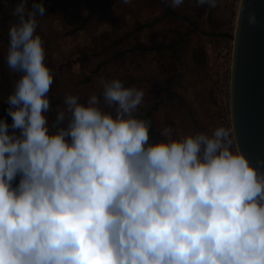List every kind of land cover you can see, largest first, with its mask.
Segmentation results:
<instances>
[{
  "label": "clouds",
  "instance_id": "clouds-1",
  "mask_svg": "<svg viewBox=\"0 0 264 264\" xmlns=\"http://www.w3.org/2000/svg\"><path fill=\"white\" fill-rule=\"evenodd\" d=\"M45 12L20 0L8 31L19 78L12 123L0 119V264H264V158L234 149L232 129L177 139L167 127L152 142L151 122L134 115L144 92L119 79L102 83L112 111L68 95L49 124Z\"/></svg>",
  "mask_w": 264,
  "mask_h": 264
},
{
  "label": "rangeland",
  "instance_id": "rangeland-1",
  "mask_svg": "<svg viewBox=\"0 0 264 264\" xmlns=\"http://www.w3.org/2000/svg\"><path fill=\"white\" fill-rule=\"evenodd\" d=\"M19 2L20 0H0V119H6L9 125L12 120L6 114L5 102L19 76L9 69L6 62L8 31L10 24L17 20L14 8ZM33 2L34 0H27L29 10L32 9ZM144 2L145 0H131L129 4H148L153 10L162 7L161 0H146L145 4ZM43 3L46 12L43 16H37V34L43 41L45 64L53 75V84L48 93L51 110L46 113L49 124L55 120L57 109L65 107L64 99L68 95L78 96L80 103H86L90 96L95 94L101 100V107L105 111H112L103 103V81L119 79L124 87L128 86L125 76L123 77L127 68L121 61L125 43L122 18L126 12L122 0H43ZM167 3L166 11L171 9L174 14L162 15L160 20L169 25L170 29L158 28L156 22L161 21L156 19L159 14L156 18L144 15L141 20L146 26L155 28L153 35L160 38L164 45L169 44L172 47L168 51L160 49L155 53L157 57L162 56L161 63L156 64L160 66V71L155 72V87L153 78L150 77L155 69H149V63H143L144 73H147V85L141 86L140 89L144 92L143 104L148 107L151 101L156 102L150 116L151 141V135L156 136V141L163 140L162 130L171 127L176 88L179 92L176 102L178 104L184 101L183 91L188 89L191 90L189 98L194 95L192 90L196 93H210L211 96L205 72V38L210 35L229 36L234 33L239 0H217L216 8L197 6V0H184L176 8L171 6V0H167ZM109 10L119 13L114 14ZM83 11L88 14H82ZM134 15L137 16L138 13ZM100 18L103 23L96 35L94 24L99 22ZM108 20L113 21V27ZM131 26L134 32L137 28L135 26L139 25L133 23ZM134 33L136 39H140L141 35L143 38H150L151 35L148 31ZM145 45L148 47L149 44ZM164 55L173 56L176 61H170L169 57L164 58ZM111 56L113 59L109 61ZM176 80L178 87H174ZM211 109V122L216 129L217 114L213 108L212 97Z\"/></svg>",
  "mask_w": 264,
  "mask_h": 264
},
{
  "label": "water",
  "instance_id": "water-1",
  "mask_svg": "<svg viewBox=\"0 0 264 264\" xmlns=\"http://www.w3.org/2000/svg\"><path fill=\"white\" fill-rule=\"evenodd\" d=\"M254 11L257 25L248 24ZM230 113L237 149L264 158V0H239L230 75Z\"/></svg>",
  "mask_w": 264,
  "mask_h": 264
},
{
  "label": "crops",
  "instance_id": "crops-1",
  "mask_svg": "<svg viewBox=\"0 0 264 264\" xmlns=\"http://www.w3.org/2000/svg\"><path fill=\"white\" fill-rule=\"evenodd\" d=\"M146 2V0H145ZM144 2V4H145ZM123 7L125 8L126 12L124 13V16L122 20L124 21V29L125 33L123 35V39L125 38V43L122 47V63L125 66V79L127 80L128 86H132L138 90L141 89V86L147 85L145 78V75L147 73L145 72V67L143 66V63H149V69H155L151 73V76L153 78L154 87L156 83L154 82L155 78V72L160 71V66H156V64L161 63L162 56L157 57L155 55L156 51H159L160 49H165L166 51L170 50L172 47L169 44L162 43L163 41H160V38L153 35V31L155 30L154 27L146 26V23H141L142 19L144 18V15L155 17L158 16V19L156 21L162 19L160 16L171 13L170 10L166 11L167 8V0H161L162 7L160 9H151L148 4H145L143 6L139 5H130L129 3L125 4L122 0ZM109 12H112V10ZM167 12V13H166ZM112 13L118 14L119 11H113ZM122 13V12H120ZM135 13H138V15H134ZM82 14H88L87 11H83ZM83 16V15H82ZM156 18V17H155ZM95 20H97L95 18ZM161 21V20H160ZM103 23V19L100 18L99 22H95L96 27V35H98L99 28L101 27V24ZM108 23H110V26L113 27V21L108 20ZM136 24L139 26H135L134 32L138 31H148L151 33L150 38H143L144 36L141 35L140 39H136L133 35L135 34L132 30L133 27L131 24ZM158 28L163 29H170V26L167 25L164 22H156ZM159 23V24H158ZM162 24L163 26H161ZM127 29V30H126ZM81 32V30H79ZM95 36V35H93ZM69 37H64V39ZM145 44H149L148 47H146ZM166 47V48H165ZM164 58H168L169 55H164ZM113 59V56L108 59L111 61ZM168 60L176 61V58L171 56L168 58ZM143 66V67H142ZM156 66V67H155ZM160 75V74H158ZM159 77V76H158ZM178 81L176 80L174 83V87L177 86ZM194 95L189 98V93L191 92L190 89L184 92V101L180 104L176 103L179 95L178 88L174 90L175 92V102L172 104L173 109V118L171 120V128L173 129V137L174 138H180L182 136H186L188 134H195L197 132H203L207 134H211V132L214 130L213 123L211 122V117L213 115V111L211 109V96L210 93H196L195 90H192ZM156 102H150L149 106H145L142 103L138 106L137 111L135 112L136 116L141 119H145L148 121H151L152 125V118L151 113L153 112V109L155 108ZM152 142L156 141V136L151 135Z\"/></svg>",
  "mask_w": 264,
  "mask_h": 264
},
{
  "label": "built area",
  "instance_id": "built-area-1",
  "mask_svg": "<svg viewBox=\"0 0 264 264\" xmlns=\"http://www.w3.org/2000/svg\"><path fill=\"white\" fill-rule=\"evenodd\" d=\"M233 33L229 36L210 35L205 38V72L208 76L213 108L217 114L216 128L232 129L230 113V75ZM233 147L237 149L233 130Z\"/></svg>",
  "mask_w": 264,
  "mask_h": 264
},
{
  "label": "trees",
  "instance_id": "trees-1",
  "mask_svg": "<svg viewBox=\"0 0 264 264\" xmlns=\"http://www.w3.org/2000/svg\"><path fill=\"white\" fill-rule=\"evenodd\" d=\"M172 14H174L172 11H170Z\"/></svg>",
  "mask_w": 264,
  "mask_h": 264
}]
</instances>
